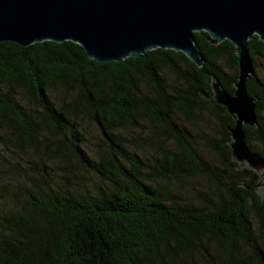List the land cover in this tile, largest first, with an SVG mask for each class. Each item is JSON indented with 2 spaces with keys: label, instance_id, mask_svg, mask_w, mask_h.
<instances>
[{
  "label": "trees",
  "instance_id": "trees-1",
  "mask_svg": "<svg viewBox=\"0 0 264 264\" xmlns=\"http://www.w3.org/2000/svg\"><path fill=\"white\" fill-rule=\"evenodd\" d=\"M194 36L202 67L174 50L98 63L73 42L0 43L2 142L38 159L19 171L24 201L0 187V200L15 198L0 207V264H264L259 177L232 161L235 118L212 98L213 79L234 94L238 56L229 41ZM248 53L258 124L244 130L264 158L257 36ZM204 115H215L218 139L185 127ZM86 122L99 134L95 151ZM141 123L150 136L125 133ZM139 143L150 154L133 150Z\"/></svg>",
  "mask_w": 264,
  "mask_h": 264
},
{
  "label": "water",
  "instance_id": "water-1",
  "mask_svg": "<svg viewBox=\"0 0 264 264\" xmlns=\"http://www.w3.org/2000/svg\"><path fill=\"white\" fill-rule=\"evenodd\" d=\"M200 32L208 33L213 45L229 41L235 47V92L228 94L213 79L212 98L235 118L227 142L232 161L258 175L264 196V158L250 150L244 130L258 124V98L247 90L254 74L248 42L257 36L264 43V0H0V43L73 42L98 63H121L162 49L182 52L202 67L194 36Z\"/></svg>",
  "mask_w": 264,
  "mask_h": 264
},
{
  "label": "rangeland",
  "instance_id": "rangeland-1",
  "mask_svg": "<svg viewBox=\"0 0 264 264\" xmlns=\"http://www.w3.org/2000/svg\"><path fill=\"white\" fill-rule=\"evenodd\" d=\"M257 64H258V69L257 72L264 76V59H256ZM262 122L264 123V115L262 116ZM82 127L84 129L83 133L85 137L87 138V146L88 148L92 149L95 151L98 147L99 144V134L97 132L96 127L93 124H90L88 122L82 124ZM185 127L189 128V130H192V134L195 137H199L202 135H208V138H216L218 139V134H219V129L220 127L218 126L217 120L215 118V115H204L202 118H200V121L196 124V129H192L190 126ZM142 131L145 133V135L150 136V129L148 128V125L145 123H141V127H139L136 130L132 131H126L125 133H128L129 135L133 136L136 138L139 135V131ZM2 137L3 138H8L5 133L0 132V187L6 188L9 193L15 192L17 198L22 197V201L25 200V187H27V182L24 177L19 176V171H21V168H26L24 170H28V165L29 162H38V159L35 157V154L31 151L27 152L24 156L21 152L15 150V152L10 151L3 145L2 142ZM197 141V140H196ZM142 145V143H139ZM201 146H204L203 143L201 142ZM255 145L258 147L259 145L255 143ZM149 147L145 146H139L136 148H133V150H136L140 155L143 154H150L151 150ZM156 154V153H155ZM154 154V155H155ZM20 156H23L24 159H22ZM27 160V162H25ZM75 173L77 174L78 177H83L85 176V183L89 184L90 181L88 178L90 176L82 175L81 172L78 170H75ZM92 178V177H91ZM199 185H206L207 182L203 180H199L198 183ZM7 200V203H11L12 201L15 200V198H11V196H6V198L0 200V207H3L4 201Z\"/></svg>",
  "mask_w": 264,
  "mask_h": 264
}]
</instances>
